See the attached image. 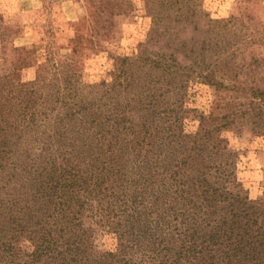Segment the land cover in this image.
Returning a JSON list of instances; mask_svg holds the SVG:
<instances>
[{"label": "trees", "instance_id": "trees-1", "mask_svg": "<svg viewBox=\"0 0 264 264\" xmlns=\"http://www.w3.org/2000/svg\"><path fill=\"white\" fill-rule=\"evenodd\" d=\"M170 4L118 77L87 94L44 65L21 96L10 87L26 63L0 78V264H264V212L238 189L219 134L237 113L181 126L188 79L229 85L175 42ZM97 229L113 250L98 248Z\"/></svg>", "mask_w": 264, "mask_h": 264}, {"label": "rangeland", "instance_id": "rangeland-1", "mask_svg": "<svg viewBox=\"0 0 264 264\" xmlns=\"http://www.w3.org/2000/svg\"><path fill=\"white\" fill-rule=\"evenodd\" d=\"M160 1L0 0V78L26 63L12 74L14 96L24 93L40 65L49 68L48 76L68 73L77 93L87 94L89 84L111 83L123 59L135 57L150 39ZM162 1L171 3L170 25L179 29L175 42L193 50L194 68L209 65L213 77L229 85L217 90L202 78L188 79L175 105L181 126L192 134L202 115L237 113L235 123L219 134L235 153L238 189L254 210L264 212V105L258 108L264 99V0ZM181 5L185 11L174 22ZM222 66L228 67L220 71ZM238 110L246 112L242 119ZM93 239L100 249L116 247L112 233L97 229Z\"/></svg>", "mask_w": 264, "mask_h": 264}]
</instances>
